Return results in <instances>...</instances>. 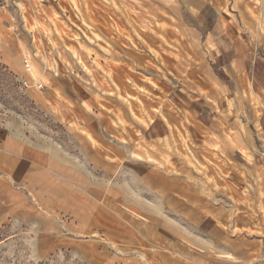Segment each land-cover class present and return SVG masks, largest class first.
<instances>
[{
    "label": "rangeland",
    "instance_id": "374dc122",
    "mask_svg": "<svg viewBox=\"0 0 264 264\" xmlns=\"http://www.w3.org/2000/svg\"><path fill=\"white\" fill-rule=\"evenodd\" d=\"M229 1L241 5L230 8L241 30L264 39V0H175L174 10L167 0H0V136L16 132L85 168L103 208L117 207L119 232L132 233L118 242L83 235L40 258L38 234L0 199V264H162L163 255L228 264L227 252L246 256L229 264H264L263 100L251 91L218 103L220 115L257 118L249 149L235 152L219 151L185 105L196 100L184 85L202 66L228 78L230 61L202 34L215 28L205 5L228 13ZM192 33L208 53L197 56ZM217 123L236 139L234 127ZM110 184L116 201L103 195Z\"/></svg>",
    "mask_w": 264,
    "mask_h": 264
},
{
    "label": "crops",
    "instance_id": "0c3cea01",
    "mask_svg": "<svg viewBox=\"0 0 264 264\" xmlns=\"http://www.w3.org/2000/svg\"><path fill=\"white\" fill-rule=\"evenodd\" d=\"M167 1L170 6L168 8L174 10L175 0ZM225 5L229 9L228 13L221 10L218 12L217 7L225 8L223 3L222 7L217 6V2L215 6L205 5V9L212 12V17H208L207 22L215 28H204L202 36L209 44L219 46L218 51H221L222 58H227L223 63L230 61L223 64L228 78L223 80L216 75L212 67L202 66L201 75L193 77L190 84L184 85L187 94L196 100L185 105L191 112V117L210 129L214 140L218 139L213 140L212 144L218 143L219 151L235 152L249 149L248 132H253L252 128L257 129V118L252 116V120L248 121L245 114L238 109L237 113L225 109L221 116L217 112L218 103L222 105L227 96L233 103L237 102L238 96L243 98L244 93L250 94L252 91L263 100L264 105V39L256 32L247 34L241 30L240 18L230 10L240 8V4L236 3L233 7L229 1ZM193 34L189 39L197 56L199 50L208 53L209 50L203 48L206 42L201 44L197 34ZM233 42H236L237 46L234 44L236 47L232 48L231 52L230 45ZM214 56L219 59L216 54ZM182 103L180 98L175 100L179 107H182ZM251 109L247 108V113H250ZM218 120L235 128V140L225 139L224 128L219 126ZM259 124L263 130L264 112ZM26 139L16 132L0 136V199H3V205L8 204V211L21 226L31 227L30 231L38 234L33 244L38 257H46L59 246L74 248L77 246V240L83 235L105 236L114 242H118L122 233L127 234V239L130 238V228L126 227L119 232L121 226L117 207L104 205L103 208L101 186L91 182L85 168L52 154L47 146H36ZM103 195L110 201H116L117 186L110 184ZM174 211L181 214L180 209L174 208ZM186 211L187 209L184 215H187ZM192 211L191 207L190 214ZM172 238L177 237L174 235ZM189 240L195 241L194 238ZM236 255L227 252L221 257L228 264L235 261L246 262L245 255ZM162 259H166L162 264H182L179 259L167 255H163Z\"/></svg>",
    "mask_w": 264,
    "mask_h": 264
},
{
    "label": "built area",
    "instance_id": "2783aa9c",
    "mask_svg": "<svg viewBox=\"0 0 264 264\" xmlns=\"http://www.w3.org/2000/svg\"><path fill=\"white\" fill-rule=\"evenodd\" d=\"M26 68L29 69V64L28 62H26ZM263 157H264V152L262 153Z\"/></svg>",
    "mask_w": 264,
    "mask_h": 264
}]
</instances>
